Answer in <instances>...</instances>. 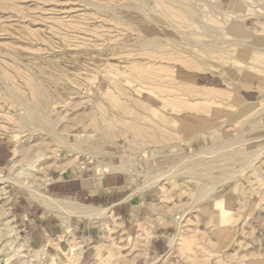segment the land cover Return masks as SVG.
Returning a JSON list of instances; mask_svg holds the SVG:
<instances>
[{
  "label": "rangeland",
  "instance_id": "obj_1",
  "mask_svg": "<svg viewBox=\"0 0 264 264\" xmlns=\"http://www.w3.org/2000/svg\"><path fill=\"white\" fill-rule=\"evenodd\" d=\"M190 2L197 4L199 15L207 16L203 19L207 24L221 27L230 20L239 23L240 31H236L235 36H240L238 38L244 42H240L243 49L234 47L237 52L232 58V65L226 66V70L215 66L212 71L198 72L192 59H187L186 65H180L174 57L153 60L141 53H130L124 48L117 49L120 43L131 40L130 36H136L137 32L121 21L95 14L96 8L99 5L109 9L122 6L132 8L130 11L116 8L113 11L117 16L136 19L133 22L135 27L149 29L148 22L142 21L139 12L141 7L133 0H0V147L6 152L5 159L0 163L1 175L9 174L7 165L10 160L22 164L40 153L43 158L30 181L33 187L46 191L55 198H75L84 204L109 206L105 200L113 197L112 190L109 189L97 190V195L105 197L101 203L91 198H83L79 194H52L49 190L50 184L65 185L67 181L69 184L82 186L78 176L88 177L90 173L87 169L93 168L96 163L89 162L87 156L75 159L59 149L53 138L54 131L65 136L71 130H76L75 127H69L70 124H78L79 131H87L90 126L98 128L102 123L110 124L108 132L111 134V144L97 156L102 163L117 166L124 161L142 160L150 167L157 166L155 171L173 167L174 171H183L187 176L164 179L156 187H152L151 183L126 202V206L133 210V217L130 219H136L140 224L138 232L132 230L128 233L127 225L111 215L102 218V223L112 229L103 238V231L98 223L81 222L70 216L69 233L58 215L39 205L27 192L13 185H5L10 196L7 207L10 208L5 213L0 208V214H3L4 221L13 222L16 234L10 242L14 245L19 240L24 241L29 262L73 264L75 258L67 255L69 245L85 243L84 249H88L92 257L86 256L84 264H143L140 257L149 242L148 238L151 234H159L165 241V247L159 254L144 255L145 264L158 256L162 258L156 264H264V197L260 200L251 198L254 189H248L246 195H234L229 203L216 207L215 210L226 212L227 215L222 214L223 217L231 219L222 231H217L211 222L214 214L197 212L198 207L213 197L220 183L246 181L247 175L250 176L259 169L260 162L264 160L263 155L257 157L259 159L254 161L253 166L243 172L236 164H213L204 168L199 166L201 159L193 160V164L185 160L199 151L208 156L206 160L216 161L230 153L252 152L254 148L264 146V134L249 131L245 126L251 119H264V70L254 68L250 50L254 44L264 45V0ZM205 40L208 39H197L198 42ZM262 48L264 52V46ZM12 58L17 61L14 62ZM216 60L218 63L225 61L221 54ZM148 62L158 64L161 69ZM179 66L182 67L180 74L176 72ZM261 66L264 69V58ZM100 72H104L107 79ZM125 76L161 83V88L158 89L163 90V94L170 101L164 106L154 86H134ZM34 77L40 78L47 96V127L34 125L31 126L33 131H22L14 115L24 112L20 116L23 118L27 112L26 104L43 110L38 100ZM113 78H119L122 83H117L121 89V100L118 103L111 93ZM5 87L10 89V93L13 92L15 100L7 94ZM179 90L182 92H178ZM261 97V100L256 101ZM254 100L256 102L252 105L247 103ZM136 104L139 110L129 109L130 105ZM178 105L182 106L183 111ZM243 109L251 112L243 114ZM236 115L241 119L232 120ZM188 125L192 128L185 131L184 128ZM202 131H210L208 133L211 138L217 137L215 142L208 135L202 136ZM228 138L229 140L223 141ZM188 140V147L180 146L183 149L182 154L173 155L178 148L182 150L178 147L180 143ZM225 142L229 144L225 145ZM142 150H149L150 153L142 155ZM212 151L214 154H210ZM165 158L167 159L164 161ZM175 162H178L177 168L173 166ZM62 169L64 179L50 183L49 181L58 178ZM250 169L251 173L248 171ZM78 170L79 173H76ZM153 170L151 169L152 172ZM115 174L128 181L123 192L118 194L123 199L130 195L131 188L143 187L146 183L143 178H129L124 173ZM196 179L207 185L203 195L202 191L192 192L188 187L190 181ZM100 182L97 188L100 187ZM197 197H200L198 201ZM133 206L139 208L133 209ZM159 206L176 217L181 216L179 226L159 215H150L149 208ZM50 223L58 226L53 229V233L47 231V236H44L48 241L47 246L46 243L42 245L35 242L34 237L40 239V232L44 233L41 229H46L45 225ZM171 235L176 236L177 244L170 249L167 240ZM85 237L87 239L84 240ZM57 245L62 249L60 253H57ZM40 251L46 252V255L39 257L40 259L32 256ZM7 253L9 255L0 252V264H25L23 259L12 256L11 250Z\"/></svg>",
  "mask_w": 264,
  "mask_h": 264
},
{
  "label": "bare ground",
  "instance_id": "obj_2",
  "mask_svg": "<svg viewBox=\"0 0 264 264\" xmlns=\"http://www.w3.org/2000/svg\"><path fill=\"white\" fill-rule=\"evenodd\" d=\"M133 2L137 3V5L141 7V11L139 12L142 17V21L148 22V24L150 25L149 29H146L143 26L135 27L133 22L136 21V19L129 17V16H117L114 14L115 12L113 11L115 10V8L119 10H123V11H130L132 8L122 6V7H115L114 9H109L107 8V6H102V5L101 6L99 5L96 8L95 14L100 15L101 17L103 16L110 17L118 21H121L124 25L132 26L137 32L136 36L134 34L130 36L131 40L127 39L126 41H123L122 43H120L117 49L124 48V49H127V51H129L130 53H135V52L141 53L145 57L153 59V60L156 58H164V57L173 58L174 57L173 59L179 62L180 65H186L187 63L185 62L187 61V59H192L194 61L192 63H194L196 70L198 72H203V71H212L213 67L215 68V66H218L217 67L218 69L220 67V69L223 71L226 70V66H229L230 64L232 65L233 63L232 58H234V53L237 52L236 49L242 48L240 46H242L243 44L241 45L240 42L244 43L242 40H240L241 38L240 39L238 38L240 36L238 37L235 36L236 31L237 32L240 31V29L238 28L239 23L237 21L228 20L229 23L228 24L222 23L223 25L221 27L207 24L203 21V19H206L207 16L199 15L197 12V8H198L197 4L191 3L190 0H133ZM190 29H193V30H190ZM199 37L206 38L208 40L198 42L197 39ZM230 46L231 47L233 46V48L231 49ZM263 46H264L263 44H254L253 46L250 47V50L253 54V58H252L253 66L254 68L260 71L264 70L263 67L261 66V64H263V58H264V52H262ZM234 47H237V48L235 49ZM244 52H245V49H244ZM219 54L223 55V59L225 60L222 63L220 62L218 63L216 60ZM12 60L14 62L17 61L15 58H12ZM149 62L148 64L153 65V66L155 65L154 66L155 68L159 67L157 66L158 64L156 65L154 64V62L151 64ZM169 64L172 65L171 63ZM150 67L152 68V66ZM159 68L161 69V67ZM181 68L182 67L180 66L176 68L177 69L176 72L178 74H180ZM146 69L147 71H150L149 68H146ZM100 74L102 77L107 79V76L104 72H100ZM125 78L128 82L132 83L134 86H138L141 88L148 87V86H154L155 90L157 89L158 93L160 94L159 97L161 98L163 105L166 106L168 104L169 99L167 100V97L163 94V90L158 89V88H161V85H160L161 83H157L155 81H152L151 79L149 80L146 78L144 79L143 78H131L128 76H125ZM113 79H114V82L110 86L111 93L114 95V98L116 102L118 103L121 100V94H120L121 89L117 86V83L118 84H122V83L119 81V78L118 79L113 78ZM161 79L162 77H160V80ZM115 80L117 82H115ZM34 81H35V85L38 88V94H37L38 100L40 101V104L43 110L41 108L39 109L38 107H35L32 104H26L27 112L24 114L25 116L23 118H21L20 116L23 115L24 112L22 114L17 112L14 115V117L18 119L17 120L19 123L18 127L20 129H23L22 131H24V129L25 131H31V130L33 131V128L31 129V126H34V125L47 127L46 121L48 119L45 116L46 113H49V108H48L47 101H46L47 96L44 92V88L42 87L40 83L41 82L40 78L34 77ZM4 89L10 97H12L14 100L16 99L13 92L11 93L9 92L10 89H8L7 87H5ZM168 89H169V86H168ZM178 92H182V91L179 90ZM179 99L182 100L181 98ZM261 99L262 97L259 99L257 98V100L256 99L255 100L258 101ZM255 100L252 102L247 101V103L248 104L251 103L250 105H252V103L256 102ZM135 106H138V104L130 105L129 109L139 110V106L137 108H135ZM178 106L179 108L180 107L182 108V106L180 105ZM182 111H183V108H182ZM241 111L243 114H247L248 112H251V111H247V109L246 110L243 109ZM5 119H7V117ZM238 119H241V118L237 115L233 116L232 118V120H236V121ZM77 125L78 124H70L69 127H75L76 130L73 132H71L72 131L71 130L65 136H60L58 132L54 131L53 138L59 149L61 148L65 152L71 154L73 157H75V159L78 158L79 156H87L89 158V162L96 161L93 168L87 169V171L90 173L88 177H83L80 175L78 176V179L80 180L84 188H87V189L96 188L100 180L104 179L107 176V174L124 173L128 175L129 178L133 176H136L138 178H143L146 181V183L143 184L144 185L143 187L140 186L139 188H131L130 195L127 198L125 197V199H123V202H127L132 197H134L136 194L141 193V191L144 190L145 187L147 185L149 186V184L151 183L153 185L152 187H156L158 184H160V182H163L164 179L186 176L185 172H183L182 170H181L182 172H178L176 170L174 171L173 167H168L163 171H160V170L155 171L158 168L157 166L150 167L149 165L142 162V160H135L134 162L124 161L122 164L117 165V166L112 165V164H104L97 159V156L102 153V149H104L105 147H108L107 146L108 144H111V139H110L111 134L110 132H108V128L110 124L104 125L101 123V125H99L98 128L92 125L87 131L86 130L79 131V129H77L78 127ZM245 126H247L249 131H252V132L257 131L258 133L264 134V119H260V118L251 119L247 121V124H245ZM191 128L192 126L188 125L187 128H184V130L186 131ZM208 132L210 131H207L205 133L203 132L201 134L202 136L208 135L211 138L210 133ZM211 132L213 133L214 131H211ZM121 138H123V136ZM215 138H211V140L215 142ZM226 140H229V138L224 139L223 141H226ZM182 143H180L178 147L183 146V145H187L188 147L190 145L189 140L186 141L185 143L184 142ZM225 143H224L225 145L229 144L228 142H225ZM180 148L182 149V147ZM208 150H210V148ZM216 150H218L217 147H216ZM175 151L176 153H173V155L176 154L175 156H179L182 154L183 149L179 150L178 148ZM124 152L126 153V150H124ZM128 152L131 154L130 151ZM140 152L142 155H148L150 153L149 150H142ZM249 152L250 151H244V152H239V153L234 152L230 154L227 153L228 155L220 157L216 161H209V160H206L208 156H205L204 155L205 153L203 154V153H200L199 151L195 154L192 153V155L189 157H186L185 160L187 159V162L190 161L191 164H193L192 163L193 160L201 159L199 161V166L204 167V168L211 167L213 166V164L215 166H231L233 164H236L239 166V168H241L240 171L242 170L241 172H243L244 170L253 166L254 161L256 162V159H259L257 157H260L263 155V159H264V146L254 148L252 152L250 153ZM211 153H213V151L210 152V154ZM169 155H172V154H169ZM42 158L43 156L40 155V153H37L31 159L25 161L22 164H19L16 160H10L8 162L7 169L9 171V174L6 176H3L0 174V208H2L3 212L5 213L9 211V208H10V207H7L10 201V196L8 194V191L5 189V185L9 184V185H13L17 187L20 190L27 192L28 196L34 199L39 205L43 206L49 211L51 210V212H53L55 215H58L60 221L64 224V226L66 227V230L69 233H71V230L69 229V220H68L69 216L81 222L85 221L86 223H90V224L98 223L103 231L101 233L102 238L105 234L111 233L112 229L110 228V226L107 224H103L101 221L102 218L106 216H109V215H111V217L113 216L111 213L110 207H100V206H95L91 204H84V203L79 202L75 198H55L49 195L46 191H39L37 188L31 185L30 183L31 178L34 176L33 175L34 172H36L37 169L39 168V167L37 168V166ZM166 159L167 158H165L164 161ZM177 163L178 162H175V164L173 165L175 168H177L176 167ZM260 163L261 164H260L259 169L255 170L254 168L255 171L250 176L246 174L248 176L247 177L248 179L246 181H243L240 183L236 182L234 184L229 183V182L220 183L213 197L208 199V201L204 203L201 207L197 208V212L200 214H205V213L214 214V217L211 220V222L214 224L217 231L224 230L226 224L227 223L229 224L231 221L229 217H226V218L223 217L222 214L225 215L226 212H219L215 210L217 209L216 208L217 206L222 207L223 205L229 203L230 199L234 195H237V194L243 195L248 191V189L255 190L251 192V195H252L251 198H254L255 200H260L261 198L264 197V160L261 161ZM155 167L157 168L155 169ZM151 169L153 170V172L151 171ZM248 171H250L251 173V169ZM76 173H79V170ZM199 176L197 178H199ZM241 176H244V175H241ZM63 179H64V169L60 170V174L58 178H56L55 180L51 179L52 181H49V182L51 183V182H55V181H59ZM242 179L244 180V177ZM235 181L236 180H234V182ZM206 186L207 185H205L203 181L199 179L192 180L188 184V187L192 192L202 191L201 192L202 195H203V190L206 188ZM199 198L196 201H198ZM242 200H244L245 202L247 201L245 199H242ZM190 206H193V204ZM138 208L139 207L137 206L134 207V209H138ZM149 210L151 213L150 215H159L161 217H164L165 219H167L168 221L170 220L171 223H174L177 226H179L182 220L181 216H178V217L174 216L172 213H169L168 211H166L165 208H163L162 206L150 207ZM2 216L3 214H0V252L3 251L4 253L6 252V254H8L7 252L10 253V250H11L12 256H18L19 258L23 259L25 264H33L32 262H29L27 260L29 257L27 256V251L25 249V243L23 240H19L16 243L14 242L15 243V244L13 243L14 245H12V242H10V239L16 234V228L11 220L4 221ZM228 235L230 236V233ZM171 236L172 237L167 240V244L170 249L176 247L175 245L177 244L176 236L175 235H171ZM56 250H57V253H60L62 251L59 245L56 246ZM194 253L196 254L195 251ZM81 254H82L81 244H70L69 245L67 255L69 256V258H73V257L75 258L74 259L75 261L73 264L78 263V261L80 260ZM44 255H46V252L40 251L37 253V255L34 254L32 256H37V259H40L39 257H42ZM161 258L162 256H158L156 259L151 261L149 264L159 262Z\"/></svg>",
  "mask_w": 264,
  "mask_h": 264
},
{
  "label": "crops",
  "instance_id": "obj_3",
  "mask_svg": "<svg viewBox=\"0 0 264 264\" xmlns=\"http://www.w3.org/2000/svg\"><path fill=\"white\" fill-rule=\"evenodd\" d=\"M6 157V152L4 151V148L1 146L0 147V163H2V160L5 159ZM123 176V175H122ZM127 179H129L127 177ZM73 181V180H72ZM68 183V184H67ZM65 185H60L58 183L55 184H50L49 185V190L52 194L55 193H62V194H67V193H75L79 194L83 198H91L93 201L95 200L97 203H101V201H104V196L100 197V195H97V190H112L113 197L108 198L106 200L107 202V207H110L111 213L114 217H116L119 220H122L123 224L127 225V232H131L132 230L135 232L139 231V222L136 219L131 220L130 218L133 217V210H131L130 206H126L127 203L123 202V198L118 196V194H121L123 192V188L127 185L128 181L126 180L125 177H119V174H107V177L101 180L99 188H93V189H87L84 188L83 186L78 187V185H74L76 183H70L67 181ZM75 186V187H74ZM102 198V199H101ZM134 209V206H133ZM58 225H54L53 223H50L49 225H45L46 229H41L43 230L40 232V239H37L34 237L35 242H39L42 245L46 246L48 244L47 239L45 237L47 236V231H51L50 233H53V229H55ZM56 231V230H55ZM159 231V230H157ZM159 234H151V236L148 238L149 242L147 243L146 247L142 251V256L140 258L143 259V264L146 263V260L144 255H149V254H159L165 247V241L162 238V236H158ZM45 236V237H44ZM88 237V236H87ZM87 237L83 238L84 240L87 239ZM29 238V237H28ZM31 238V237H30ZM90 241V240H89ZM88 241V242H89ZM85 243L82 245V254L80 257V260L78 261L77 264H84L85 263V257L86 256H91L92 255L89 253L88 249H84ZM153 261V260H152ZM150 263V262H149ZM148 263V264H149ZM156 264V263H153Z\"/></svg>",
  "mask_w": 264,
  "mask_h": 264
}]
</instances>
